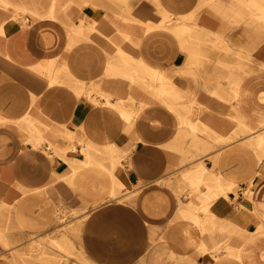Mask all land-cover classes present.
Segmentation results:
<instances>
[{
	"label": "crops",
	"instance_id": "obj_1",
	"mask_svg": "<svg viewBox=\"0 0 264 264\" xmlns=\"http://www.w3.org/2000/svg\"><path fill=\"white\" fill-rule=\"evenodd\" d=\"M18 15L0 7V207L58 175L79 185L103 168L114 185L120 159L91 156L129 149L142 195L184 176L202 196L183 204L187 238L152 253L264 264V0L74 8L61 50Z\"/></svg>",
	"mask_w": 264,
	"mask_h": 264
},
{
	"label": "rangeland",
	"instance_id": "obj_2",
	"mask_svg": "<svg viewBox=\"0 0 264 264\" xmlns=\"http://www.w3.org/2000/svg\"><path fill=\"white\" fill-rule=\"evenodd\" d=\"M128 1L0 0V7L19 14L24 22L29 16L32 24L61 50L64 46L62 40H65L64 33H61L71 29L66 21L70 10L83 9L84 13H89L90 10L116 9L124 7ZM130 1L134 5L138 0ZM257 71L264 78V66L253 69L252 73ZM132 117H123L130 127L142 123V120ZM81 150L83 154L87 150L91 154L89 147ZM94 151L91 157L101 159L106 166L110 164L109 159H120L122 169L118 170V182L113 185L103 168L101 171H88V180L79 185L58 175L41 189L24 196L17 205L0 207V264L173 262L161 259V254L158 256L152 252L174 251L171 243H175L179 232L187 238L186 229L180 224L187 223L192 217L183 211V204L188 200L203 203L202 196L197 194L200 190L193 188L190 178L182 176V185L178 186L177 180L174 188L170 181L166 182V186L158 183L156 194L142 195V177L136 178L132 159H127L129 149ZM76 153L75 150L74 155ZM258 156L260 161L264 159L261 151H258ZM61 169L66 173L68 165L63 164ZM100 183L103 188L94 186ZM246 194H250L249 190ZM20 204L27 209L24 219L18 216ZM177 204L176 211H171ZM143 252L147 256H143Z\"/></svg>",
	"mask_w": 264,
	"mask_h": 264
},
{
	"label": "bare ground",
	"instance_id": "obj_3",
	"mask_svg": "<svg viewBox=\"0 0 264 264\" xmlns=\"http://www.w3.org/2000/svg\"><path fill=\"white\" fill-rule=\"evenodd\" d=\"M23 210H25V206H22L21 205V208H20V210L18 211V216H19V218H22V219H24V218H26L27 216H25L26 214H25V212H23ZM67 235V234H66Z\"/></svg>",
	"mask_w": 264,
	"mask_h": 264
}]
</instances>
